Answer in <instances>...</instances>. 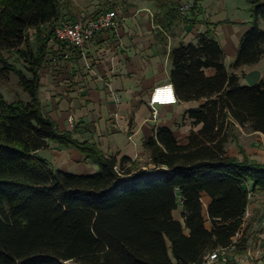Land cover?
<instances>
[{"label": "trees", "instance_id": "trees-1", "mask_svg": "<svg viewBox=\"0 0 264 264\" xmlns=\"http://www.w3.org/2000/svg\"><path fill=\"white\" fill-rule=\"evenodd\" d=\"M247 1L252 25L229 69L209 30L194 44L171 48L169 83L177 101L202 100L182 115L199 127L184 143L169 128H156L138 164L106 156L95 143L74 137L80 125L60 130L42 111L39 69L50 52L52 22L62 13L59 0H0V74L13 73L28 96L7 102L0 93V264H201L208 251L231 242L250 192H264V162L226 152L235 126L264 136V79L248 86L244 73H235L264 55V29L256 24L264 0ZM10 51L29 77L6 61ZM209 68L213 74L206 75ZM50 142L76 149L96 171L54 168L37 156ZM202 194L210 198L208 227ZM178 205L182 222L171 214ZM245 243L241 236L236 251Z\"/></svg>", "mask_w": 264, "mask_h": 264}, {"label": "crops", "instance_id": "crops-1", "mask_svg": "<svg viewBox=\"0 0 264 264\" xmlns=\"http://www.w3.org/2000/svg\"><path fill=\"white\" fill-rule=\"evenodd\" d=\"M176 1L178 4L189 2L191 8L179 12V16L170 6ZM112 7L98 11L115 10L119 19L117 27L95 35L85 47V59L67 49L69 56L61 55L57 64L50 63L46 67V60L43 61L39 69L38 97L43 113L53 119L60 130L70 131L80 125L74 133L79 141L95 143L106 156L116 154V158L127 156L139 162L145 159L143 142L156 128H169L176 139L184 143L189 131L199 127L192 128L190 120L182 119V115L202 100L159 105L155 118L151 117L147 104L151 90L170 84L168 54L171 48L179 43L194 44L198 34L209 30L220 44L224 65L229 69L239 39L250 27V13L247 8L244 15L233 10L228 17L222 0H130L128 5ZM59 17L69 16L61 13ZM258 22L259 19L256 24ZM48 50L52 56L65 52L63 45L56 44ZM254 69L259 71V80L262 79L264 70L258 65L243 67L235 73L246 74ZM204 73L211 75L213 70L204 69ZM241 82L245 83L244 75ZM235 127L236 138L227 143V154L238 159L244 154L249 159L264 162L263 134L244 133L240 127ZM44 150L50 152L44 159L56 169L75 174L96 171V166L74 148L50 142ZM259 196L264 197V192L251 191L248 197L249 217L242 236L253 246L250 252L236 251L235 258L243 259L241 264H264V206L256 200ZM209 201L210 198L202 194L206 227L209 226L206 217ZM171 214L182 222L181 205Z\"/></svg>", "mask_w": 264, "mask_h": 264}, {"label": "built area", "instance_id": "built-area-1", "mask_svg": "<svg viewBox=\"0 0 264 264\" xmlns=\"http://www.w3.org/2000/svg\"><path fill=\"white\" fill-rule=\"evenodd\" d=\"M191 8V4H183L178 9L179 12H186ZM119 19L115 10H102L92 14L80 13L77 17L69 19L67 17H58L53 20V36L48 43V49L55 44L64 46L63 53H57L55 56H50V60L57 64L59 57L64 58L69 56L68 50L75 52L80 58L85 59V47L95 35L104 31L113 30L117 27ZM28 29L27 31H29ZM68 49V50H67ZM56 50V48H55ZM47 60L45 57L44 61ZM87 66V65H86ZM177 99L174 95L171 84H164L154 87L148 98V106L151 112V117L155 118L157 114V106L176 103ZM71 122V119L68 118ZM128 139L131 136H127ZM115 170L117 171L116 167ZM249 217V212L245 209L241 218L240 229L232 237L231 242L224 247H217L208 251L202 258L201 264H241L242 258H235L236 244L242 236V228ZM263 236V235H261ZM252 244L247 242L244 244V250L250 252ZM257 255V252L254 253Z\"/></svg>", "mask_w": 264, "mask_h": 264}, {"label": "rangeland", "instance_id": "rangeland-1", "mask_svg": "<svg viewBox=\"0 0 264 264\" xmlns=\"http://www.w3.org/2000/svg\"><path fill=\"white\" fill-rule=\"evenodd\" d=\"M115 0H59L61 3V11L63 16H69V19H73V17L80 13H86V14H92L98 11L99 9H106V8H113L112 6H119V4H125L128 5L130 0H116L117 2L114 3ZM163 1V0H160ZM208 1V0H207ZM180 2V1H179ZM183 4H191L189 2H180L178 4V1L175 3H172L170 6H173L176 12L179 14V7ZM222 4L225 7V12L228 17L232 16L233 10L239 11L240 15H244L246 12V8H249V4L247 0H222ZM179 16H181L179 14ZM259 22L257 23V26L260 29H264V16L259 17ZM252 24H250L251 26ZM46 27L42 26L41 28L44 29ZM27 37L30 41L32 47H34V30L30 29L27 31ZM50 56L52 54L49 52L47 55V60L44 62L46 64V67L50 65V63H53L50 60ZM4 58L6 61L12 65H14L16 68L20 69L26 76L29 77V73L26 72L24 68V63L17 57V55L14 53V51H10L7 53H4ZM258 66L262 67L264 70V55L260 58V60L257 62ZM264 79V75L262 77ZM0 93L4 97V99L7 102H11L16 99H21L23 101L28 100V96L26 92L20 87V85L17 82V77L9 72L5 76L0 74ZM243 131V130H242ZM244 132V131H243ZM246 133V132H244ZM239 134V133H238ZM233 135L234 130H233ZM50 152H46L45 150L37 153V156L40 158H46L49 156ZM146 159L141 160L138 162V164H143ZM256 200H259L260 203L264 206V197L259 196L256 198Z\"/></svg>", "mask_w": 264, "mask_h": 264}, {"label": "water", "instance_id": "water-1", "mask_svg": "<svg viewBox=\"0 0 264 264\" xmlns=\"http://www.w3.org/2000/svg\"><path fill=\"white\" fill-rule=\"evenodd\" d=\"M259 80V71L257 70H251L244 74V81L245 84L248 86L255 85Z\"/></svg>", "mask_w": 264, "mask_h": 264}]
</instances>
